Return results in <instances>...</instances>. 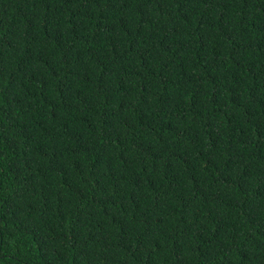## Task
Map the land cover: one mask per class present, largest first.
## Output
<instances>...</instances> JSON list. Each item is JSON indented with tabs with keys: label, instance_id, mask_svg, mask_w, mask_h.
<instances>
[{
	"label": "trees",
	"instance_id": "16d2710c",
	"mask_svg": "<svg viewBox=\"0 0 264 264\" xmlns=\"http://www.w3.org/2000/svg\"><path fill=\"white\" fill-rule=\"evenodd\" d=\"M0 264H264V0H0Z\"/></svg>",
	"mask_w": 264,
	"mask_h": 264
}]
</instances>
